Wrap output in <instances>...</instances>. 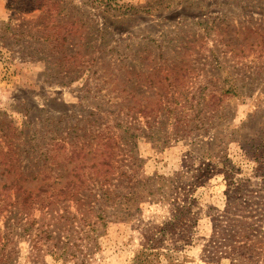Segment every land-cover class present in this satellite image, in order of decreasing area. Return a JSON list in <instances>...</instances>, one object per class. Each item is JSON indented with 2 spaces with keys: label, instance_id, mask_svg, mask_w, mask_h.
I'll list each match as a JSON object with an SVG mask.
<instances>
[{
  "label": "rangeland",
  "instance_id": "1",
  "mask_svg": "<svg viewBox=\"0 0 264 264\" xmlns=\"http://www.w3.org/2000/svg\"><path fill=\"white\" fill-rule=\"evenodd\" d=\"M0 111L3 125L11 121L18 141L27 137L32 146L30 157L20 158L30 175L23 187L37 193L46 175L53 183L45 197L19 194L16 208L29 222H47L45 210L74 211L68 194L49 195L74 173L93 175L89 188L125 193L128 183L101 184L104 172L96 169L108 167L110 178L168 176L188 168L186 154L202 156L208 146L193 147L213 135L225 142L215 151L240 169L237 175L261 184L237 140L264 130V0H0ZM224 190L221 175L194 190L192 238L171 262L161 255L152 264H214L203 250ZM115 202L105 207L108 221L86 264H132L143 230L171 216L160 199L113 220ZM3 223L0 217L2 232ZM79 259L33 248L21 229L0 245V264Z\"/></svg>",
  "mask_w": 264,
  "mask_h": 264
},
{
  "label": "trees",
  "instance_id": "2",
  "mask_svg": "<svg viewBox=\"0 0 264 264\" xmlns=\"http://www.w3.org/2000/svg\"><path fill=\"white\" fill-rule=\"evenodd\" d=\"M2 116L3 112L0 111V175L5 178L0 180V217L4 219L3 232L0 229V241L4 240L0 244L1 250L8 242L9 235L12 236L15 230L21 229L32 242L33 248L39 250L44 246L50 255L64 260L81 256L79 261L76 260V264H86L93 253L96 238L106 227L108 214L105 207L108 204L116 201L111 216L113 220H125L132 216L133 212L140 210L141 202H157L162 199L171 205V216L168 220L149 225L143 230L141 249L134 256L132 264H152L161 255H165L171 262L173 253L192 238V228L197 221L191 212V205L195 201L194 190L204 185L211 177L221 175L225 180V204L223 210L211 219V237L203 250L204 259L214 264L223 259L227 260L228 264H264V130L260 131L255 139L245 137L237 140L244 154L255 162L253 175L263 181L261 184H255L256 187H253L255 185L249 178L237 175L240 169L219 153L220 150L215 151V147L225 142L221 141L219 135H213L206 144L197 142L193 147L192 151L197 152L207 145L208 148L205 147L202 156H194L192 152L186 154L182 166L188 168L168 176H136L135 173L129 175L121 172L110 178L107 176L108 167L96 169L104 172L101 184L112 180L116 181L117 185L128 183L129 187L125 189V193L116 192L110 187L103 188L105 186L102 185L99 188H89L86 183L93 179V175L74 173L73 179H67L64 187L49 194H68L69 200L72 199L74 211L63 208V212L58 214L59 210H45V215L41 218L45 219L48 215L47 222H29V213L16 208L19 194H23L24 198L45 197L53 183L48 179L51 176L46 175L47 180L39 187L41 189L37 193L23 187V182L29 181L30 175L20 166V158L30 157L32 146L27 137L19 142L18 136L21 132L17 133L11 121L3 125ZM10 129L12 130L9 131ZM129 145L134 149L133 141ZM70 152L73 153L72 150ZM104 156V162L109 166L111 155L109 153ZM196 159L200 160V163L193 168ZM43 174L44 172L37 176L44 180ZM37 176L33 179H38ZM81 184L85 186L77 190L69 188L79 187ZM22 214L26 216L25 219ZM27 223L28 226L23 227Z\"/></svg>",
  "mask_w": 264,
  "mask_h": 264
}]
</instances>
